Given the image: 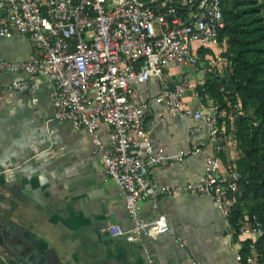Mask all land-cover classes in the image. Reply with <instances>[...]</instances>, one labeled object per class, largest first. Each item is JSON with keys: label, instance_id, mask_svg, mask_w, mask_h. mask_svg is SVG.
Instances as JSON below:
<instances>
[{"label": "built area", "instance_id": "1", "mask_svg": "<svg viewBox=\"0 0 264 264\" xmlns=\"http://www.w3.org/2000/svg\"><path fill=\"white\" fill-rule=\"evenodd\" d=\"M0 8V38L17 31L34 47L26 61L0 60V76H22L8 82L0 77V95L19 92L35 103L41 84H49L52 119L88 133L101 157L104 180L119 187L131 221L130 228L110 224L102 232L133 242L142 235L154 238L170 232L165 215L146 222L139 212L142 202L149 200L155 208L159 197L180 191L209 196L228 220L238 203L242 176L223 168L221 154L236 141L220 120L224 113L202 95L208 61L213 62L207 51L217 58L225 28L221 0H0ZM169 67L190 70L172 82L165 73ZM151 79L159 84L153 101L165 113L205 128L209 153L199 184L158 185L148 177L151 166L184 156L160 153L147 135L150 104L139 88ZM99 123L110 128L108 147L98 133ZM228 233L255 243L264 226L255 216H246L236 228L229 225ZM175 241L183 246L177 237ZM234 258L236 264H257L256 253L243 254L241 246ZM148 261L152 264L149 256Z\"/></svg>", "mask_w": 264, "mask_h": 264}, {"label": "crops", "instance_id": "2", "mask_svg": "<svg viewBox=\"0 0 264 264\" xmlns=\"http://www.w3.org/2000/svg\"><path fill=\"white\" fill-rule=\"evenodd\" d=\"M33 53V44L24 34L12 31L0 38V60L26 61ZM189 70L169 67L165 73L173 82ZM0 77L8 82L22 76ZM158 89L154 79L139 88L141 98L150 104L144 122L147 135L160 153L184 156L181 161L151 166L148 177L158 185L199 184L209 153L205 128L200 122L180 121L165 113L153 101ZM50 91L49 84H41L35 103L19 92L0 95V211L9 202L17 203L24 219L65 264H150L148 256L152 264H236L235 250L241 246L242 251L247 240L249 253H256L251 238L229 236V222L209 196L183 191L159 197L155 208L149 200L141 204L144 221L163 214L170 232L154 238L142 235L137 242L102 238L99 222L131 227L123 196L112 180H104L101 157L88 133L52 119ZM98 133L108 147L110 128L99 123ZM223 154V168H228L236 158V147L227 144Z\"/></svg>", "mask_w": 264, "mask_h": 264}, {"label": "trees", "instance_id": "3", "mask_svg": "<svg viewBox=\"0 0 264 264\" xmlns=\"http://www.w3.org/2000/svg\"><path fill=\"white\" fill-rule=\"evenodd\" d=\"M221 3L225 22L220 38L221 56L230 74L223 92L217 79L208 78L202 95L212 99L224 113L220 120L233 134L239 152L229 164L242 176L238 203L228 218L229 225L236 228L246 216H255L264 226V0H221ZM223 93L229 100H224ZM228 102L238 103L243 111V115L232 117L233 128ZM221 159L225 162L223 153ZM250 243L245 242L243 254H249ZM253 245L257 264H264V234Z\"/></svg>", "mask_w": 264, "mask_h": 264}, {"label": "water", "instance_id": "4", "mask_svg": "<svg viewBox=\"0 0 264 264\" xmlns=\"http://www.w3.org/2000/svg\"><path fill=\"white\" fill-rule=\"evenodd\" d=\"M101 230L105 224L99 222ZM106 238L103 232L100 235ZM106 242V241H105ZM0 264H65L57 251L27 222L15 202L0 211Z\"/></svg>", "mask_w": 264, "mask_h": 264}, {"label": "rangeland", "instance_id": "5", "mask_svg": "<svg viewBox=\"0 0 264 264\" xmlns=\"http://www.w3.org/2000/svg\"><path fill=\"white\" fill-rule=\"evenodd\" d=\"M222 48L217 49V58H215V56H213V62L208 61L209 62V66H210V71L208 73H205V80H207L208 78H215L217 79V82L220 83V91L223 92L224 88H225V84L227 83L228 80V75L230 74V68L227 65V63L224 62V58L221 56L222 54ZM211 62V65H210ZM205 65H208V63H206ZM198 71H200V69H198ZM222 81V83H221ZM224 96V100H229L228 96L226 94L223 93ZM227 104H229L230 106V110H229V115H231V117H239L241 115H243V111L240 107V105L238 103H231L228 102ZM251 112V110H250ZM235 146V145H233ZM236 147V146H235ZM238 149H236V157H238Z\"/></svg>", "mask_w": 264, "mask_h": 264}]
</instances>
